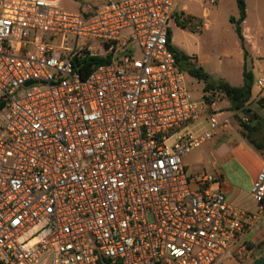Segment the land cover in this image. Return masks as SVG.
<instances>
[{
  "label": "built area",
  "instance_id": "built-area-1",
  "mask_svg": "<svg viewBox=\"0 0 264 264\" xmlns=\"http://www.w3.org/2000/svg\"><path fill=\"white\" fill-rule=\"evenodd\" d=\"M101 1L82 13L0 0V264L244 261L264 165L258 212L230 204L219 174L189 173L187 156L232 119L222 91L196 95L178 67V0ZM92 58L107 61L75 69ZM204 116L208 130L189 133Z\"/></svg>",
  "mask_w": 264,
  "mask_h": 264
},
{
  "label": "crops",
  "instance_id": "crops-1",
  "mask_svg": "<svg viewBox=\"0 0 264 264\" xmlns=\"http://www.w3.org/2000/svg\"><path fill=\"white\" fill-rule=\"evenodd\" d=\"M212 1L213 3H211ZM223 1L224 0H201L202 9L203 6H207L205 14H203V10L196 13L191 12V7L188 4H185L184 0H178L176 10H179L180 12L182 11L181 13H184L185 15L191 14V17L196 18V26L198 24L202 25V29L196 30L195 26V32L201 31L202 34L206 31L212 30L214 27V30L218 32V20L220 17L225 16L227 25L229 26V33L234 41V51L228 55L229 59L232 60V55L234 54L238 60L242 70V85L235 86L227 79L222 80L226 81L233 87H241L244 84L243 69L245 57L239 37L235 30V26L231 23V17L236 19L239 18V9L238 13L235 12L233 14H228L227 12H224V6H222ZM246 4L247 17L242 23V31L246 42V48L250 55L248 62L252 66V72L255 77L253 93L254 97L259 93L262 94V97L258 100H255L253 97L251 102L247 105L249 110L252 111L255 116L253 126L256 129L253 133L256 134L260 131L264 132V85L262 89L256 86L257 82L264 79V0H246ZM174 24L175 27L170 25V29L173 32V44H175V46V37H177V35L178 37H181L178 41L180 45L184 44L182 43V40H186L191 36L197 35L193 34L194 31L190 29L180 28L177 26L176 22H174ZM175 28L179 30L178 33L174 30ZM220 30H223V28ZM197 65L201 66V62L198 57ZM190 79L194 78L190 77ZM201 91L202 88L200 87V92ZM229 106V101L226 103L217 102L216 109L219 110L220 108H227ZM222 113L224 116L225 113ZM208 128L209 124L204 131L208 130ZM227 129H229V127L225 128V130ZM225 133L227 132H223V130H221L217 137L213 140L190 153L187 156V158L189 157L190 159L189 164L192 161L194 162L195 158H198V163L202 164L204 167V173L219 174L222 177L217 183L216 188L226 196L230 204L242 211L258 212L261 205L253 199L251 191L253 183L264 165V144L258 143L262 146V150L258 151L243 137L241 130L230 136L228 134L225 136ZM260 136L264 138V133H260ZM253 140L256 142L255 139ZM194 155L195 157H193ZM187 158L186 164L190 173V165L187 162ZM200 174L202 173H199L198 175ZM243 238L248 248V254L244 259L243 264H253L254 261L264 256V248L262 246L264 244V212L254 225L247 227Z\"/></svg>",
  "mask_w": 264,
  "mask_h": 264
},
{
  "label": "rangeland",
  "instance_id": "rangeland-1",
  "mask_svg": "<svg viewBox=\"0 0 264 264\" xmlns=\"http://www.w3.org/2000/svg\"><path fill=\"white\" fill-rule=\"evenodd\" d=\"M185 4H188L191 7V12H199L203 10V14H205V10L207 9V6L201 5V0H184ZM102 5L101 0H61V6L64 8V10L69 12H82V13H92L96 11L100 6ZM222 6H224V12H227L228 14H233L235 12L238 13V7L236 0H224L222 2ZM221 9V7H220ZM182 12V11H181ZM179 10H176L173 19L171 20L170 25L172 27H175V20L178 18V15L181 14ZM187 16H191V14H187ZM173 21V22H172ZM219 26H218V32H216L214 29L215 27L210 30L206 31L202 34V32L197 31L193 32V34H197L194 36H191L189 39L182 40L183 45H180L178 43L179 39L181 37H175V43L176 46L181 49L182 51L197 56L198 59L201 62V66L204 68V70L210 74L212 80L214 82H219L222 79H227L235 86L242 85V70L240 68V65L238 63L237 58L235 55H232V60L229 59V53H232L234 51L233 49V38L231 37V34L229 33V26L227 25L225 16H222L218 20ZM171 28V27H170ZM223 28V30H220ZM202 29V28H201ZM176 33L179 32L177 28L174 29ZM217 30V29H216ZM220 30V31H219ZM175 45V44H174ZM251 69L252 66L250 65ZM188 84L190 88L194 91V93L198 96L201 95L200 93V87L202 90H204L205 85L203 83L198 84V82L195 79L188 78ZM228 99L224 97H219L217 100L218 103L224 102L226 103ZM217 110V109H216ZM219 112H224V116L229 115L232 118L231 125L232 127H229V129L225 130L223 128V132L225 133V136L228 134L234 135L235 133L239 132L240 129V122L244 121V118L248 117L250 121L248 124L253 126L254 125V114L251 111L250 116H245L241 112H235L231 111L230 106L227 108H220L217 110ZM222 116V118L224 117ZM208 120H206L205 116L202 117L200 120L194 122V124H191L188 127L189 133L200 135L204 133V129L207 127ZM203 130V131H202ZM261 130V127H260ZM202 131V132H201ZM260 133H264L260 131L259 133H253L252 138L256 140L257 143H263L264 144V138L260 136ZM217 137V136H216ZM195 157V155L193 156ZM198 158H195V161L190 162L189 157L187 158V162L190 165V174L192 176H196L199 173H204V167L202 164L198 163ZM210 174V173H207ZM264 248V244L262 245ZM220 264H243V261H238L234 259H228L223 261Z\"/></svg>",
  "mask_w": 264,
  "mask_h": 264
},
{
  "label": "trees",
  "instance_id": "trees-1",
  "mask_svg": "<svg viewBox=\"0 0 264 264\" xmlns=\"http://www.w3.org/2000/svg\"><path fill=\"white\" fill-rule=\"evenodd\" d=\"M78 1V0H74ZM237 6L239 9V18L236 19L231 17V23L235 26L236 33L239 37L241 47L244 52L245 63L243 69V80L244 84L241 87H233L229 83L224 80H220L219 82H214L203 67L197 65V57L190 56L184 51L180 50L177 46L173 44V32L169 29V43L170 48L175 54L176 62L178 67L184 71L189 77L196 79L198 82L203 83L205 85L204 91H215L220 90L225 94V97L228 99L230 103L231 111L241 112L245 116H250L251 111L248 109L247 105L251 102L254 97L253 88L255 77L248 62L249 60V52L246 48L245 38L243 36L242 31V23L245 21L247 17V4L246 0H236ZM197 19L191 16H187L184 13L178 15L175 22L177 26L182 29H190L192 31L195 30ZM102 58H92L90 60H86L83 63H76L75 69L79 73H84L85 75L89 74L94 68L99 65L105 63ZM264 104V101H263ZM252 122V121H250ZM240 129L242 131L243 137L258 151L262 150V146L256 143L252 139V133L255 131V127L249 125L248 123L241 121Z\"/></svg>",
  "mask_w": 264,
  "mask_h": 264
},
{
  "label": "water",
  "instance_id": "water-1",
  "mask_svg": "<svg viewBox=\"0 0 264 264\" xmlns=\"http://www.w3.org/2000/svg\"><path fill=\"white\" fill-rule=\"evenodd\" d=\"M253 264H264V256H262L261 258L257 259L256 261H254Z\"/></svg>",
  "mask_w": 264,
  "mask_h": 264
}]
</instances>
